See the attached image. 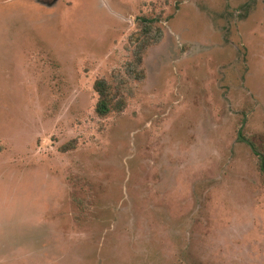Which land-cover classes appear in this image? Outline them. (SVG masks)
<instances>
[{
	"label": "rangeland",
	"instance_id": "obj_1",
	"mask_svg": "<svg viewBox=\"0 0 264 264\" xmlns=\"http://www.w3.org/2000/svg\"><path fill=\"white\" fill-rule=\"evenodd\" d=\"M254 150L264 0H0V264H264Z\"/></svg>",
	"mask_w": 264,
	"mask_h": 264
},
{
	"label": "trees",
	"instance_id": "obj_2",
	"mask_svg": "<svg viewBox=\"0 0 264 264\" xmlns=\"http://www.w3.org/2000/svg\"><path fill=\"white\" fill-rule=\"evenodd\" d=\"M141 20L140 30L135 31L130 36L131 42L133 43L132 48V61L128 62L126 65L127 72L133 76H142V70L137 73V67H141L143 61V54L146 49L153 43L157 42L162 35V31L159 27H155L154 32L153 22L154 18L139 17ZM94 89L98 94V101L96 104V111L99 115H106L113 108V101L116 93L112 90V84L106 78H97L94 82ZM255 151V150H254ZM259 158V167L262 172H264V155L262 153L255 151Z\"/></svg>",
	"mask_w": 264,
	"mask_h": 264
}]
</instances>
